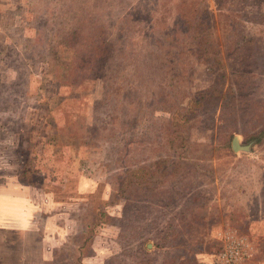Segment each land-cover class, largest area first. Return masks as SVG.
<instances>
[{
    "label": "rangeland",
    "instance_id": "1",
    "mask_svg": "<svg viewBox=\"0 0 264 264\" xmlns=\"http://www.w3.org/2000/svg\"><path fill=\"white\" fill-rule=\"evenodd\" d=\"M218 8L0 0V264H218L224 233L264 264V141H246L264 121V0ZM192 39L218 50L207 65ZM215 59L225 97L181 119Z\"/></svg>",
    "mask_w": 264,
    "mask_h": 264
},
{
    "label": "trees",
    "instance_id": "2",
    "mask_svg": "<svg viewBox=\"0 0 264 264\" xmlns=\"http://www.w3.org/2000/svg\"><path fill=\"white\" fill-rule=\"evenodd\" d=\"M212 1H213L214 6L217 8V11H222V10H219L218 7H220V8L221 7L224 8V6H225V8L228 7V3H230L231 0H212ZM207 9H208L207 7H204L202 9L203 15H205V17H203L202 20L200 19V17H198V18L196 17L197 19L196 18L195 19L194 18L190 19V17H188L185 20V16H186L185 14L182 15L181 19L183 21L185 20V23H187L188 26H192L193 25L195 29H199L201 24H203L205 22L206 18L212 17L210 15V12ZM226 11H227V8H226ZM190 12H191V14H193L192 7H191L190 10L188 9V13L187 14H189ZM215 17H223L224 19H227V15L225 16L221 12H219ZM193 33H194L195 36H198V37L201 38V36H199L200 32L194 30ZM192 43L197 46V51L200 49V50H202L201 52L204 53L205 60H203V61L205 62V65H207V61L209 63V62H211L214 59V58L210 57V54L218 53V50L214 49V47L212 45H210L208 40H206V39H192ZM245 44L251 46L250 42H246ZM249 48H251V47H249ZM101 52H102V50H101ZM99 54H100L99 52L95 53V55H99ZM246 60H247L246 58L240 57V61L242 63L245 62ZM91 61H92V58H90V60L87 61V64L90 65ZM214 65H216L217 67L216 68L207 67L206 70L209 73H211V72L214 73L215 72V76H218V78L215 81V85H217V86L216 87L212 86V88H211L212 90H210V87H207L204 90L196 91L195 95H193L195 98L190 97L188 99L186 107L181 110V111L184 112L182 115H180L181 119L185 120L188 115H192V114L196 113L197 111H199L200 108L203 107V103L205 101L209 100L211 96H214L216 99L218 98L219 101L220 100L222 101L223 97H225L223 86H222L223 85L222 82L225 81V76L226 75H225V73L223 71L221 63H219V61L217 59L214 60ZM216 69H217V71H215ZM213 84H214V82H213ZM229 92H230V90H229ZM256 104H258L257 106H259L260 102H256ZM222 107H223V109L221 111V115H222V113H224L226 105L223 104ZM250 109H247V111L245 113V116L251 117V118H254V117L258 118V114L254 112L255 110L252 109V108H250ZM262 122H263L262 123V127L256 129L252 133V135H250V136H248L246 138L247 142L253 143V144H261L262 141H264V121H262ZM123 173H124L123 177L121 179H119L120 181L118 182V185H117V189L120 192L125 190L124 188L127 187L129 185V183H131L132 177L135 176L133 174L132 170H128L127 169L125 172L123 171ZM138 174L144 175L145 174L144 168L139 169ZM99 216L102 217V214H99ZM88 230H89V228H88ZM176 260L179 262V264H196L194 259L191 258V257L188 258L187 255L178 256Z\"/></svg>",
    "mask_w": 264,
    "mask_h": 264
},
{
    "label": "built area",
    "instance_id": "3",
    "mask_svg": "<svg viewBox=\"0 0 264 264\" xmlns=\"http://www.w3.org/2000/svg\"><path fill=\"white\" fill-rule=\"evenodd\" d=\"M249 246L232 233H224L221 249L217 255L218 264H244L249 254Z\"/></svg>",
    "mask_w": 264,
    "mask_h": 264
},
{
    "label": "water",
    "instance_id": "4",
    "mask_svg": "<svg viewBox=\"0 0 264 264\" xmlns=\"http://www.w3.org/2000/svg\"><path fill=\"white\" fill-rule=\"evenodd\" d=\"M231 148H232L233 151H237V150L247 151V150H248V146H246V147H239V146L237 145V140H236V138H233V139H232V142H231Z\"/></svg>",
    "mask_w": 264,
    "mask_h": 264
}]
</instances>
